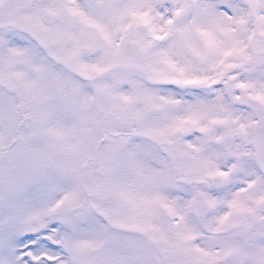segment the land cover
I'll return each mask as SVG.
<instances>
[{"label": "snow or ice", "instance_id": "snow-or-ice-1", "mask_svg": "<svg viewBox=\"0 0 264 264\" xmlns=\"http://www.w3.org/2000/svg\"><path fill=\"white\" fill-rule=\"evenodd\" d=\"M0 264H264V0H0Z\"/></svg>", "mask_w": 264, "mask_h": 264}]
</instances>
